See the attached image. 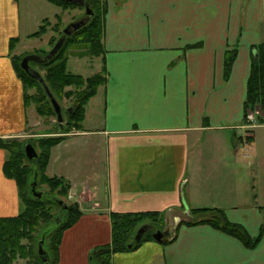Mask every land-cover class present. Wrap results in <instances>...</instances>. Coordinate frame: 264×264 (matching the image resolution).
I'll use <instances>...</instances> for the list:
<instances>
[{
  "label": "crops",
  "instance_id": "obj_1",
  "mask_svg": "<svg viewBox=\"0 0 264 264\" xmlns=\"http://www.w3.org/2000/svg\"><path fill=\"white\" fill-rule=\"evenodd\" d=\"M106 1L105 50L71 56L101 58L95 74L105 69L107 81L85 104L81 126L52 146L46 166L87 203L63 232L57 264H93V247L113 241L114 211L149 210L162 212L172 234L115 251L112 264H264V118L245 124L252 62L264 50V0ZM47 5L0 0V142L39 123L15 56L25 54L18 50L25 36L40 37L43 25L58 22L62 14L50 20ZM228 50L236 56L227 71ZM9 157L0 143L5 217L25 208L4 170ZM197 208L209 211L185 222ZM214 209L256 244L200 221Z\"/></svg>",
  "mask_w": 264,
  "mask_h": 264
},
{
  "label": "rangeland",
  "instance_id": "obj_2",
  "mask_svg": "<svg viewBox=\"0 0 264 264\" xmlns=\"http://www.w3.org/2000/svg\"><path fill=\"white\" fill-rule=\"evenodd\" d=\"M43 1H45L46 4H48L47 9L45 10V13H47L49 19L53 20L55 18L56 13L59 12L62 14L60 22L59 24H57L56 21H54L55 23L49 22L48 25L50 26L47 28L46 33L40 37L25 36L23 42L18 48V50H20V53L22 54L23 52L25 54H28V53L31 54L35 52L37 53V55L40 58L37 60L30 61V66L32 69L37 70L38 72L42 73L43 78H45L44 80H47V81L49 80V75L51 74L50 68L52 67V63H54L53 65L58 64L56 63V61L60 62V59L65 56L66 52L71 51V50L72 52L70 53V55H68L69 60H70L69 61L70 72H80L83 74L85 73L86 75L95 74L103 64L101 58L84 56L82 59H80V57L78 56H71V55L72 54H77V55L82 54L83 55L85 53H87L88 55H92V53L95 51L100 52V51L105 50V48L98 43L100 42V38H101L100 33H98V28L99 30L101 29L102 31L101 26L104 25L105 15L107 12L106 11L107 1L106 0H91L90 4L94 3L93 4V8L95 11L94 15L97 14L96 22L99 23L98 26H97V23H95L94 25L96 26V29L94 32V35H95L94 40L92 41L91 39H89V37L85 36L84 32H82L80 36L78 35L79 33H75V35H73L74 37H72V34H71L70 37H68L65 42L66 45L64 43L65 45L64 52L62 53L61 56H58L56 61L52 63H49V62L45 63L44 61L47 59V56L52 50L51 48H53V46H55V44L59 41L66 27L70 26L72 22L79 21V20H82V18L88 17V14L86 12L87 5L85 3H82L84 2V0L81 3L78 2L79 1L78 0V1L73 2L76 4H70L69 7L61 6V9H60L58 5L55 6L53 4L47 3L46 0H43ZM60 1L61 0H59V2ZM40 11L42 12V10ZM92 19L93 18H91L90 21H88L87 23L88 25L92 21ZM93 30H94V27H93ZM80 38H83V40ZM75 40L77 42H75ZM94 42L95 44H93ZM71 47H73L74 49H72ZM73 51H77V52L74 53ZM25 54H23L20 57H17L15 60V62H18L17 65L22 71L20 72L22 74H23V70L21 67V60ZM103 72L104 71L101 70L100 74L105 77ZM23 76H24L23 78L24 84L26 86V92L27 94H29L28 96H26V98H28L29 101L33 102V104L36 107L39 105L40 103L39 101H42V104L40 105H42V108H43V112H42L43 115L39 112L38 125L35 126L33 130L27 131V134L25 133L26 135L16 136L14 139L7 140V141H10L11 146L15 150H17V152L19 151L20 153H23L21 154L22 160L18 161V160H15L14 158L11 159L8 165V170L14 175H17L19 177V181L20 179L26 181V182L22 181L23 183L22 188L28 187V190L26 193L28 195L30 194L32 197H35V196L31 192V183L33 182V180H35L36 173L39 172V175H38L39 183L36 186V190L39 192H42L44 195V198H43L44 204H42L41 208H43V211H48L47 212L48 215L46 214L45 216H42L45 218L40 219V226L38 225L37 227L35 226L29 229L28 234L30 238L22 239L23 243L27 247V251L30 253L27 254L26 257H20L14 260L11 264H55V254H54L55 253L54 245L56 243L55 233L57 234L59 228L61 227L60 221L69 219V213L71 212L68 211V209H64V207L61 204H59L57 201H55L54 199L51 200L52 203H50L51 202L50 199L53 198V196L62 197V199L67 202V204L72 205L73 208L80 207L81 211L83 209L82 207L87 205V203L85 202L84 199H82V197L76 198V197L67 196L63 198V195L61 194V192H59V187H56V189L54 188L52 189L50 183L48 184L46 181L43 180L44 179L43 174H42L43 172L41 169H38L37 158H30L27 156L26 145L27 143L30 142L32 145H34V147H36L37 152L40 153L41 147L38 142L40 138H47L51 136H63V135H66L68 132L73 131L75 128L74 122H77V118L79 117V112H80V109L77 107L78 98L76 95L80 96L84 92L85 89L88 90L87 88L88 85L84 84V89L81 88L80 86L78 87L76 84H71V85L68 84V85L60 87L61 85L60 82L55 83L53 81L57 87L56 88L53 86L52 82H50L49 80V84L53 86L57 99L62 105V108H64V117L66 121H65V125L62 126L59 120H57V114H55L50 108L51 98L48 97V95L46 97V95L43 93L44 90L42 88V85H40L39 83L40 80L38 81V79H34V77H31V75H29L30 79H28L26 74H23ZM42 93L44 95H42ZM99 97H103L102 93H100ZM48 98H50V101L48 100ZM247 107L248 109L249 108L259 109V111L261 112V114L259 115L260 119L264 117V109H263L262 104L252 103V104H248ZM32 108L33 106L29 108L31 113L34 111V109ZM69 108H73V110L70 111ZM72 119H74V121ZM259 121L260 120L258 121L255 120L253 122V126L255 127L256 125H258ZM181 212L185 214V211H181ZM199 213L201 212L195 213L193 211L194 216H186L184 221L185 222L198 221V219L200 218V216L198 215ZM214 217H217V216L214 215L211 218H214ZM162 222H163V218L161 222L154 221L150 223L149 225L150 229L148 232L149 233L151 232L153 235V232L157 230H161V231L167 230L168 228H166V224L164 225V223ZM216 222H218V224L221 225L223 221L216 220ZM141 225H144V224L140 223V225L133 232L134 235L136 234L138 228ZM176 228L177 227H174V230ZM133 241L136 242L135 238L133 239ZM133 241L131 242V244L134 243ZM40 246L42 247V250H41L42 253L40 252V248H41ZM94 248L95 247H93V249Z\"/></svg>",
  "mask_w": 264,
  "mask_h": 264
},
{
  "label": "trees",
  "instance_id": "obj_3",
  "mask_svg": "<svg viewBox=\"0 0 264 264\" xmlns=\"http://www.w3.org/2000/svg\"><path fill=\"white\" fill-rule=\"evenodd\" d=\"M53 1L55 4H58L59 6L62 7H69L70 4H76L73 3L74 1L72 0H61L59 2V0H50ZM69 1V2H67ZM84 3L88 6H90V8L94 11L93 8V4L91 3V0H84ZM95 13V11H94ZM96 17L97 14L91 17L93 18L92 21L84 26H82V28L73 31L72 37H74L73 35H75V33H79L78 35L80 36L82 34V32L85 33V36L89 37V39H91L92 41L94 40V32L96 29L95 23H97V26L99 25L98 22H96ZM61 19V16L59 17V20L57 22V24H59ZM90 21V20H89ZM49 23V22H48ZM47 23V24H48ZM43 25L41 27V29L37 32H35V34H40V33H44L46 31V28H48V25ZM56 24V25H57ZM105 25V23H104ZM104 25H102V31L101 29L99 30L98 28V33H100V42H98L101 46H103V31H104ZM94 27V30H93ZM64 34V33H63ZM70 34V35H71ZM102 34V36H101ZM70 36H67V38ZM66 38V40H67ZM83 40V38H80ZM65 40V42H66ZM64 42V43H65ZM75 42H77L75 40ZM74 42V44H75ZM96 42V41H95ZM95 42L93 44H95ZM66 45V43H65ZM65 45L63 44L62 47L60 48L59 52L54 55V56H47V59L44 60L45 63H52L54 61H56V59L58 58V56H61L62 53L65 50ZM104 49V48H103ZM63 50V51H62ZM103 51H98V52H91L93 55L95 54H100ZM260 53L254 56L253 59V67H252V71H251V78L249 81V93H248V104H252V103H259L262 104L263 109H264V50L262 49L261 51H259ZM61 53V54H60ZM60 54V55H59ZM227 58H226V67H227V71L229 70L231 63L233 62L236 53L235 50H228L227 51ZM26 55V54H25ZM68 55H70V51H67L65 56L62 57L60 59V62H57L58 64L53 65L54 63H52V67L50 68V75H49V80L50 82H52L53 86L56 87L55 83L60 82V87L61 86H65L68 84H76L78 87L80 86L81 88L84 89V84L88 85V90H84V92L79 96L76 95L78 100H77V107L80 109L79 112V117L77 118V122H74V127H80L82 122L84 121V113H85V104L88 102V100L96 93L97 88L104 84L107 81V71H105V69H103L102 71H104V76H102L100 73H97L96 75L93 76H88L85 78V76H83L82 74L79 73H75V72H70L67 69V58ZM22 55H16L15 56V60L17 57H20ZM23 59V58H22ZM18 62L15 63L16 66V70L18 72V74L20 75V77L24 78L23 74H26V76L28 77V79H30L29 75H31V77H34L32 74H30L25 68L22 67V62H21V67L23 70V74L20 73L22 72L19 68V66L17 65ZM55 70V71H54ZM34 79H38L37 77ZM45 79V78H44ZM33 80V79H32ZM40 79H38L39 81ZM49 80H45V82L47 83V85L50 86L53 94L56 96L55 91L53 89V86L49 84ZM61 80V81H60ZM54 81V82H53ZM32 83V82H31ZM40 85H42V88L44 90V94L47 97V93H46V89L45 86L43 85V83H41L39 81ZM23 84H24V80H23ZM33 84V83H32ZM25 86V84H24ZM26 88V86H25ZM57 88V87H56ZM42 93V95H44ZM29 94H25V98L26 96H28ZM48 100L50 101V98H48ZM39 105L37 103V111L40 112L42 114L43 112V108H42V101H39ZM27 103H31V101L28 100L27 98ZM33 103V102H32ZM247 104V105H248ZM50 108L52 109V111L56 114L55 109L52 106V103L50 101ZM43 115V114H42ZM74 116V115H72ZM74 121V119H72ZM263 120V118L261 119ZM63 139V136H51V137H47V138H40L38 140L39 145L41 147V151L40 153H38L37 158V164H38V169L42 170V174L44 177V181H46L48 184L50 183L51 188L56 189V187H59V192H61V194L63 195V198L67 197L69 195V188H70V184L67 180H64L63 178H60L58 176H50L47 174V169L46 166L48 164L49 161V156H50V152H51V148L53 145H55L56 143H58L59 141H61ZM2 145L6 146L9 151H10V159L6 162L5 166H4V170H6V173L14 178L16 180V182H18V186H19V194L21 195V199L23 204L25 205L24 210L19 213L16 216H0V264H11L14 260L20 258V257H26L27 254H29L30 252L27 251V247L26 245L23 243L22 239L25 238H30L28 231L29 229L33 228V227H37L38 225L40 226V219L41 218H45L42 216H45L47 214L48 211H43V208H41L42 204H44L43 198L44 195L41 196V198L35 196L32 197L30 194V196L26 193L28 190L27 188H22L23 187V182H26L25 180L20 179L19 181V177L17 175H14L13 173H11L8 170V165L11 161V159H15V160H22L21 158V154L19 151L17 152V150H15L12 146L10 141H1L0 142ZM36 148V147H35ZM37 150V149H36ZM21 170V169H20ZM22 171V170H21ZM25 173V172H24ZM25 175V174H23ZM39 175V172H38ZM38 181V177L36 179ZM39 183V181H38ZM31 189H32V183H31ZM23 191V192H22ZM55 200L57 201L59 204H61L64 209H68V211H70L71 213H69V219H66L64 221H60V228L58 230V233H55L56 236V243L54 245V254H55V264L58 263L59 261V246L61 243V238L63 236V232L72 224H74L78 218L81 216L80 214L82 213L80 207L78 208H73L72 205L68 204L65 207V204H67L66 201H64L62 199V197L59 196H53V198L50 199L51 200ZM63 201V203H61L60 201ZM52 203V201L50 202ZM203 212V211H209L206 208H197L195 209V213L197 212ZM41 212V214H40ZM213 212L216 214L217 217L214 218H210V220H200V221H206V222H212L214 223L217 227L224 229L226 232L232 234V235H236L238 236L245 244L253 246L256 244V242L258 241V238H253L249 235L248 232H246L244 230V228L237 223H232L230 221H228L224 215L222 211L216 210L214 209ZM39 213V214H38ZM48 215V214H47ZM112 224L114 226L113 228V241L110 244H105L103 246H98L95 247L92 251L91 254V262H93V264H112L111 261V257L112 254L115 251H127L131 248H135L137 245H139V243L147 236H152V233L150 232H146L143 236V239L139 242H134L133 239L135 238L134 236V231L135 229L140 225V223H143L147 220H151L152 222L154 221H158L161 222L163 215L162 212H158V211H153V210H149V211H144V212H138V213H134V212H126V213H119V212H113L112 213ZM216 220H221L223 221L222 224H218V222H216ZM199 221V220H198ZM198 221L195 222H190V223H198ZM189 222V221H188ZM134 235V236H133ZM54 236V238H55ZM134 242L133 244H131V242ZM131 244V245H130ZM32 254V253H31ZM32 256V255H31Z\"/></svg>",
  "mask_w": 264,
  "mask_h": 264
},
{
  "label": "water",
  "instance_id": "obj_4",
  "mask_svg": "<svg viewBox=\"0 0 264 264\" xmlns=\"http://www.w3.org/2000/svg\"><path fill=\"white\" fill-rule=\"evenodd\" d=\"M78 1V0H76ZM80 2L83 1V0H79ZM86 12L88 14V17L86 18H82V20H79V21H75V22H72L70 24V26L66 27L64 29V34L61 36V38L59 39V41L55 44V46H53V48H51L52 50L50 51L49 55L48 56H54L56 55L60 48L62 47V45L64 44L67 36H70V34L74 31V30H78L80 28H82L83 25H85V23L89 20V18L93 15L94 11L87 5V8H86ZM40 57L35 53V54H28L26 56H24V58L22 59V67L25 68L30 74H32L35 78L37 77L38 79H40V81L43 83V85L45 86V89H46V92H47V95L48 97L51 98V101H52V105H53V108L55 109L56 111V114H57V120H59V122L64 125V122H65V117H64V108H62V105L60 104V102L58 101L57 97H55V95L53 94L51 88L49 85H47L45 83V80L42 76V73L38 72L37 70H34L30 67V61L32 60H37L39 59ZM70 111L73 110V108H69ZM26 154L28 157L30 158H35L38 156V153L34 147V145H32L30 142L27 143L26 145ZM37 174L36 173V177H35V180L32 182V193L41 198L42 196V192H39L36 190V186L38 184V181L36 180L37 178ZM61 203H63V201L61 200L60 201ZM68 204H65V207L67 206ZM150 229V226L147 225V224H144L142 225L141 227L138 228V231L135 235V240L137 242H139L141 239H142V235L147 232L148 230ZM170 231L169 230H157L155 232H153V236L155 237V239L159 242H163L164 238L166 237L167 234H169ZM41 247V246H40ZM42 250V247L40 248V252ZM42 253V252H41Z\"/></svg>",
  "mask_w": 264,
  "mask_h": 264
},
{
  "label": "built area",
  "instance_id": "obj_5",
  "mask_svg": "<svg viewBox=\"0 0 264 264\" xmlns=\"http://www.w3.org/2000/svg\"><path fill=\"white\" fill-rule=\"evenodd\" d=\"M247 112V119L250 123V126H253V122L256 120L257 114L260 113L259 109H249Z\"/></svg>",
  "mask_w": 264,
  "mask_h": 264
}]
</instances>
